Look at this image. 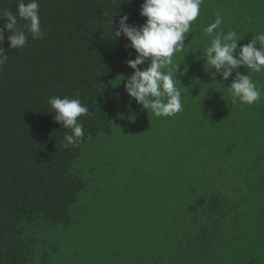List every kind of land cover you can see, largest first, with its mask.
Returning <instances> with one entry per match:
<instances>
[{"label": "trees", "instance_id": "1", "mask_svg": "<svg viewBox=\"0 0 264 264\" xmlns=\"http://www.w3.org/2000/svg\"><path fill=\"white\" fill-rule=\"evenodd\" d=\"M142 3L39 0L44 38L10 49L5 30L0 264H264V71L238 69L261 99L233 103L235 73L213 79L203 56L216 13V31L235 30L239 48L264 31V0H203L173 56L177 87L189 91L171 117L155 116L124 88L133 72L126 61L137 53L115 31L124 15L131 25L145 22ZM16 8V0H0V11ZM52 95L90 110L79 118L77 147L63 146L67 130L49 113ZM129 224L140 225L141 238L128 240L126 230L115 244V229Z\"/></svg>", "mask_w": 264, "mask_h": 264}, {"label": "clouds", "instance_id": "2", "mask_svg": "<svg viewBox=\"0 0 264 264\" xmlns=\"http://www.w3.org/2000/svg\"><path fill=\"white\" fill-rule=\"evenodd\" d=\"M202 3L203 0H143L140 15L146 20L142 25L127 23V15L119 20L116 38L123 35L130 42L125 47H131L137 53L135 59L126 61L133 72L126 78L125 91L130 99L134 98L157 117H171L183 111L182 91L188 92L189 89L177 87L180 64L174 62L173 56L183 50L193 22L200 15ZM16 4L15 14L9 10L0 11V19L7 20L0 26V67L9 60L3 47L5 30L10 33L9 48L16 50L26 46L29 36L35 40L46 35L41 28L39 0H16ZM222 23L223 17L216 13L214 22L204 28L211 42L204 49L203 56L206 64L211 66L210 70H215L211 73L213 79L219 75L222 81H227L235 73L228 86L233 103L238 100L252 105L261 99V90L250 74L238 69L243 66L253 73L264 71V31L253 33L252 39L238 48L242 39L237 38L235 30L216 31ZM145 64L147 67H140ZM120 78V82L125 79ZM48 105L52 109L49 113L54 114L53 119L67 130L63 146L77 147L84 138L83 123L79 118L91 114L88 106L79 98L59 95L50 96Z\"/></svg>", "mask_w": 264, "mask_h": 264}, {"label": "rangeland", "instance_id": "3", "mask_svg": "<svg viewBox=\"0 0 264 264\" xmlns=\"http://www.w3.org/2000/svg\"><path fill=\"white\" fill-rule=\"evenodd\" d=\"M136 226H140V225H134V224H129L125 229H121V228H118V229H115L116 230V237H115V244H118V245H120L123 241H124V239H125V237L122 235V233L124 232V231H126V233H127V239H128V237L129 236H131V234L133 233V232H137V234L135 235L136 237H138V238H141V236H142V234L144 233V231H143V229L141 228V229H138V228H135ZM112 227V226H111ZM113 227H114V225H113ZM114 228H117V226L115 225V227ZM134 229H136V230H134ZM132 236H134V235H132ZM129 240V239H128ZM87 241H88V245H90L91 244V241H90V239H87ZM130 242L132 243V245H133V242L130 240V241H128V245L125 247L126 249L129 247V245H130ZM136 243L137 244H142L143 243V241L142 240H139V239H137L136 240ZM134 249V251L136 252V253H138V254H143V252H144V250H143V247H141V246H139V247H134L133 248ZM128 253H133V251H132V247L130 248V250H129V252ZM90 254V253H89ZM77 257V256H76ZM75 257V258H76ZM83 262H80V263H82V264H93L92 262H91V260L90 259H87V258H84L83 260H82ZM75 264V263H74Z\"/></svg>", "mask_w": 264, "mask_h": 264}]
</instances>
